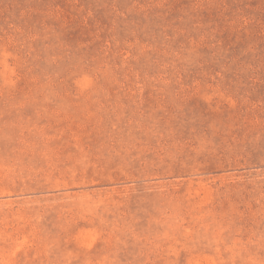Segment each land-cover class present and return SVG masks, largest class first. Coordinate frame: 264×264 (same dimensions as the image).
Segmentation results:
<instances>
[{
  "label": "rangeland",
  "instance_id": "1",
  "mask_svg": "<svg viewBox=\"0 0 264 264\" xmlns=\"http://www.w3.org/2000/svg\"><path fill=\"white\" fill-rule=\"evenodd\" d=\"M0 264H264V0H0Z\"/></svg>",
  "mask_w": 264,
  "mask_h": 264
}]
</instances>
